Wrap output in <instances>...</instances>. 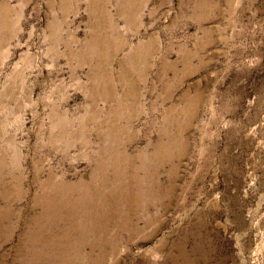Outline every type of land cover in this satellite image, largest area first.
I'll return each instance as SVG.
<instances>
[{"label": "rangeland", "instance_id": "1", "mask_svg": "<svg viewBox=\"0 0 264 264\" xmlns=\"http://www.w3.org/2000/svg\"><path fill=\"white\" fill-rule=\"evenodd\" d=\"M0 264H264V0H0Z\"/></svg>", "mask_w": 264, "mask_h": 264}]
</instances>
